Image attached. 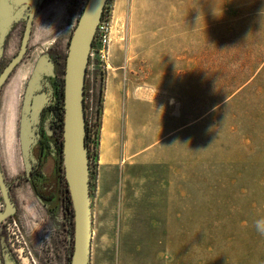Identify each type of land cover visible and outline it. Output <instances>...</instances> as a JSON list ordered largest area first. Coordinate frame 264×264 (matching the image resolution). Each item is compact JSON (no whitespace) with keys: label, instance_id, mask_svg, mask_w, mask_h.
<instances>
[{"label":"rangeland","instance_id":"1","mask_svg":"<svg viewBox=\"0 0 264 264\" xmlns=\"http://www.w3.org/2000/svg\"><path fill=\"white\" fill-rule=\"evenodd\" d=\"M86 2L42 0L27 54L0 92V148L17 206L0 226L2 236L10 223L11 239L0 248L16 264H70L56 234L61 214H46L30 183L15 181L24 168L4 147L14 98L19 116L36 66L55 47L66 59ZM27 15L0 46V72ZM106 19V69L110 53L124 62V83L161 108L166 130L161 139L154 131L150 158H132L118 174L98 170L94 136L90 264H264V0H108ZM102 64L90 60L89 103Z\"/></svg>","mask_w":264,"mask_h":264},{"label":"water","instance_id":"2","mask_svg":"<svg viewBox=\"0 0 264 264\" xmlns=\"http://www.w3.org/2000/svg\"><path fill=\"white\" fill-rule=\"evenodd\" d=\"M42 0H0V46L18 19L21 11L15 8L30 6L22 41L18 53L0 73V91L11 73L23 60L30 42L33 21ZM107 0H88L79 22L72 34L66 57L64 75V124H63V164L68 190L74 210V250L70 264H90L93 244V215L90 180L89 150L85 143L86 110L85 84L89 67L93 40L101 21ZM44 62L41 61L32 75L25 110L39 81ZM39 76V77H38ZM31 81V80H30ZM23 116L20 130L22 156L29 167V154L32 143L31 123ZM0 193L5 208L0 211V225L16 212V205L10 192L0 159ZM0 264H2L0 257Z\"/></svg>","mask_w":264,"mask_h":264},{"label":"flooded vegetation","instance_id":"3","mask_svg":"<svg viewBox=\"0 0 264 264\" xmlns=\"http://www.w3.org/2000/svg\"><path fill=\"white\" fill-rule=\"evenodd\" d=\"M40 3H39V6H40ZM39 6H38V9H39ZM38 9H37L36 15L38 13ZM15 11H21V14L18 17V19L13 23V26L11 27L8 35L10 34L12 29L15 27V25L20 21L22 17H24L28 13L27 15V19H28V16L31 13L30 6H24L21 8L16 7ZM107 12H108V0L104 7V12H103L101 21L104 18H106ZM35 18H34V21H35ZM79 19L77 21V24L79 22ZM34 21H33V27H34ZM25 26H26V23H25ZM25 26H24V29H25ZM24 29H23V33H24ZM32 33H33V29H32ZM8 35H7V38H8ZM22 37H23V34H22ZM22 37H21V41H22ZM96 38H97V31L95 33V37L93 40L92 49L96 46ZM68 47H69V44H68ZM28 48H29V45H28ZM54 49L55 51L48 53L47 58L43 61L44 65L42 66L43 68L40 73L39 81L36 83L34 87V91H32L29 105L27 107V113L25 110V103H26V98H27L28 90L31 85L32 79L31 81H29L28 85L25 88L24 99L21 105V113L18 116L19 140H20L21 123H22V119L25 113L31 123L33 140L31 143L29 160H28L29 167L26 165L25 160L22 156L23 168H24L23 173L18 175L15 181L20 182L22 180H25L28 183H30L34 196L36 197L37 201L40 203L41 207L44 209L46 214L53 215V213L56 212L58 209L62 217V221H61L62 228L61 230H59V233H56V234L59 237H61L64 234L63 236L65 237L67 244L63 246L64 247L63 249L66 254V258L67 256H69V260L71 262L70 258L72 257V253L74 250V210L72 206V212H71L67 205V198L68 196H70V193L68 190V184L66 181L63 158H62L63 157V124H64V78L63 77L65 75V69H66L65 68L66 59H65V56L63 57L60 54V51L57 47H55ZM90 60H91V57H90ZM22 61L14 69L10 77L13 75V73L22 63ZM89 64H90V61H89ZM10 77L8 79H10ZM58 109H60V112L63 113V119H62L63 124H61V120L59 121L57 119ZM16 110H17V107H16ZM93 113H94V110L90 112V105H89L87 116H88V123L90 125L89 126L90 128H92L93 121H94ZM90 137H91L90 139L91 141L90 146H91L92 140L94 138V129L90 131ZM21 155H22V151H21ZM4 173H5V169H4ZM6 180H7V177H6ZM7 182L9 183L8 180ZM9 184H10V192H11L12 185L11 183ZM16 210H17V206H16ZM11 217H13V215L9 216L8 218H11ZM7 219H5L4 221H6ZM9 227H10V223L6 225V227L4 228V233L2 232V236H0V238L4 240L9 239V235L7 232V230L10 229ZM15 233L16 232H13V234ZM52 236L53 234H50L49 239H51ZM10 240L11 239H9V241ZM61 245H64V244H61ZM13 256H16V255L13 254V251L11 249H5L3 247L1 250L0 248V257H1L2 264H16V262L13 259Z\"/></svg>","mask_w":264,"mask_h":264},{"label":"crops","instance_id":"4","mask_svg":"<svg viewBox=\"0 0 264 264\" xmlns=\"http://www.w3.org/2000/svg\"><path fill=\"white\" fill-rule=\"evenodd\" d=\"M113 53V52H112ZM108 61L109 68L104 71V97L101 115V127L98 137L97 164L100 173H119L126 161L137 157L142 160L150 158L156 152L151 150L156 141L154 131L159 135L166 130V123L157 121V116L163 112L150 100L144 101L141 92H132L124 83L127 71L124 62L118 63L116 59ZM14 109L9 116L10 131H5L8 147H4L6 155L10 154L16 159L15 168L19 172L23 166L22 157L17 156L19 146V124L16 112L17 98H14ZM5 124V122H4ZM161 139V136H158ZM154 139V141H153ZM153 141V142H152ZM159 141V140H157ZM156 141V142H157ZM0 158L5 168V161L0 148ZM124 169V168H123ZM113 174H111V177Z\"/></svg>","mask_w":264,"mask_h":264},{"label":"trees","instance_id":"5","mask_svg":"<svg viewBox=\"0 0 264 264\" xmlns=\"http://www.w3.org/2000/svg\"><path fill=\"white\" fill-rule=\"evenodd\" d=\"M100 79H101L100 87H99L98 90H95V93L93 95V104H94L93 116H94V121H93L92 128L89 127L90 125L88 123V116H87V111H88V108H89V105H88L89 104V102H88L89 88H88V79L87 78H86V84H85V110H86V136H85V143H86V146L88 147V150H89L90 159H91V157L93 155V153L91 152V149H90V142H91L90 141V139H91L90 131L92 129H94V136H95V138H98V135H99V132H100V127H101V115H102V107H103L104 82H105V74L104 73H101ZM57 119L59 121L61 120V124H63V122H62L63 113L60 112V109H58V112H57ZM94 142H95V139H94ZM94 144H96V143H94ZM94 153H95V151H94ZM94 156H95V154H94ZM67 205H68L69 210L72 212V203H71L70 196H68V198H67Z\"/></svg>","mask_w":264,"mask_h":264},{"label":"built area","instance_id":"6","mask_svg":"<svg viewBox=\"0 0 264 264\" xmlns=\"http://www.w3.org/2000/svg\"><path fill=\"white\" fill-rule=\"evenodd\" d=\"M109 44H110L109 22L106 18H104L98 25L96 46L92 49L91 54H90L91 60L94 59V57H97V59L103 63L102 64L103 70H106V67L108 66L106 63V60L108 56L107 50H108ZM91 66L92 65L89 64L88 68H90ZM89 105H90V112H92L94 110L93 99H91V103H89Z\"/></svg>","mask_w":264,"mask_h":264},{"label":"clouds","instance_id":"7","mask_svg":"<svg viewBox=\"0 0 264 264\" xmlns=\"http://www.w3.org/2000/svg\"><path fill=\"white\" fill-rule=\"evenodd\" d=\"M258 228H259L262 232H264V221H259V222H258Z\"/></svg>","mask_w":264,"mask_h":264}]
</instances>
